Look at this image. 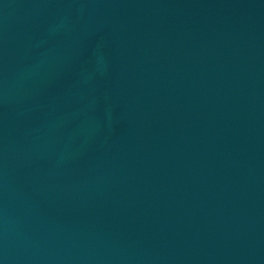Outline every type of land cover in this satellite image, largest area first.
<instances>
[{"label":"water","instance_id":"obj_1","mask_svg":"<svg viewBox=\"0 0 264 264\" xmlns=\"http://www.w3.org/2000/svg\"><path fill=\"white\" fill-rule=\"evenodd\" d=\"M0 264H264V0H0Z\"/></svg>","mask_w":264,"mask_h":264}]
</instances>
